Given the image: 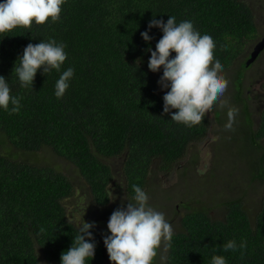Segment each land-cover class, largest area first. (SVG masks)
Segmentation results:
<instances>
[{
	"label": "trees",
	"instance_id": "16d2710c",
	"mask_svg": "<svg viewBox=\"0 0 264 264\" xmlns=\"http://www.w3.org/2000/svg\"><path fill=\"white\" fill-rule=\"evenodd\" d=\"M169 16L177 23L191 20L196 29L211 33L223 68L257 36L255 13L244 0H65L56 22L0 35V75L22 105L11 115L0 110V264H40L38 250L47 262L61 264V254L72 246L80 226L70 220L66 205L76 193L73 181L55 168L5 156L2 145L25 152L51 149L76 168L93 203L106 208L114 182L108 159L122 158L124 192L131 199L133 185L147 191L152 169L168 174L207 138L211 122L206 114L188 125L163 113L164 94L148 69L147 48L155 50L163 33L153 27L149 44L141 32L154 17L166 22ZM52 39L66 46L61 71L75 70L61 99L54 95L60 75L55 70L46 76L41 69L27 87L13 72L29 43ZM240 87L233 95L237 109L231 127L245 135L237 149L228 145L227 150L243 160L248 169L244 178L263 186L264 108L255 126L253 98L248 94L244 99ZM216 114L221 127L229 123L226 115ZM181 227L166 243L165 264H210L213 255L225 257L226 264H264V199L256 214H250L242 198L228 201L222 220L213 219L208 208L191 210ZM91 231L96 249L88 264H106L101 232ZM230 240L246 246L223 251Z\"/></svg>",
	"mask_w": 264,
	"mask_h": 264
},
{
	"label": "clouds",
	"instance_id": "9594fccd",
	"mask_svg": "<svg viewBox=\"0 0 264 264\" xmlns=\"http://www.w3.org/2000/svg\"><path fill=\"white\" fill-rule=\"evenodd\" d=\"M64 3L65 0H0V35L7 36L5 34L15 29L30 28L33 24L43 25L49 20L56 22ZM153 27L159 28L163 35L155 50L151 46L147 48L151 53L148 69L156 74L161 90H167L163 95V113H170V120L178 123L199 122L204 114L207 115L205 110L223 96L228 84L219 71L228 68H223L221 59L214 55L215 40L211 33L196 29L191 20L177 23L175 16H169L166 22L154 17L149 21L148 30L141 32L143 40L149 44L152 40L149 32ZM65 47L54 39L29 43L13 69L20 86H33L41 69L46 76L55 70L60 75L55 81L54 95L57 99L63 98L75 71L72 67L61 71L67 59ZM10 93L9 83L0 75V110L11 115L19 113L22 105L20 98ZM226 105L227 101H221V107ZM234 111L230 109L227 113L226 128H231ZM133 190L126 207L117 208L109 217L110 234L103 238L108 253L106 264L109 260L112 264H151L161 240L167 243L173 233H178L163 211L149 204L148 194L140 186L133 185ZM95 227V222L84 220L72 246L61 254V264H88L89 259L94 258L96 243L91 229ZM245 246V241L238 246L230 240L222 248L227 252ZM210 264H226V259L213 255Z\"/></svg>",
	"mask_w": 264,
	"mask_h": 264
},
{
	"label": "rangeland",
	"instance_id": "374dc122",
	"mask_svg": "<svg viewBox=\"0 0 264 264\" xmlns=\"http://www.w3.org/2000/svg\"><path fill=\"white\" fill-rule=\"evenodd\" d=\"M244 1L253 9L256 15V25L261 30L263 28L264 0ZM253 41L250 45L253 44ZM247 54L248 51L236 58L227 70L219 69L228 84L223 96L205 110L211 122L207 138L202 143L195 144L190 149L188 157L178 163L168 174L157 172L155 169L150 171L149 186L145 191L149 197V204L162 210L177 230L182 229V220L191 210L199 211L201 208H208L213 219L222 220L228 201L242 198L250 214H256L262 206L264 184L263 186H260L258 182L253 184L251 177L244 178L247 174L244 170L248 169L243 160L236 159L237 155L227 150L228 145L237 149L245 134H237V127L234 126L231 129L226 128L228 124L226 121L221 127L216 122V120L219 121L220 116L217 114L215 117L213 116L215 111H219L228 117L227 113L230 109H237L232 105L233 95L241 89L239 83L242 82L243 98L247 99L248 94L253 98V122L257 126L259 112L264 108V68L260 74L256 71L257 67H252L247 71L244 68L245 61L243 60L244 55L247 56ZM260 65L261 63L258 64V66ZM165 91L167 90H163L162 93L165 94ZM221 101H227V105L221 107ZM2 148L5 156H10L17 162H25L39 167H52L67 175L76 186L75 196L66 200L70 220L77 225H82L84 220L89 223L95 222V228L101 232L102 241L105 235L110 234L107 229L110 215L117 208L126 207L130 200L124 192L122 158L107 160L113 169L114 182L111 187L109 205L106 208H100L93 203L89 195V187L76 168L57 156L51 149L25 152L13 148L8 143L2 145ZM248 176L250 175L248 174ZM196 201L200 202L192 204L193 208L187 209L188 205ZM157 249L156 264H165L167 250L164 239L161 240ZM38 254L40 264H53L47 262L39 250ZM108 264H112V262L109 260Z\"/></svg>",
	"mask_w": 264,
	"mask_h": 264
},
{
	"label": "flooded vegetation",
	"instance_id": "af4514ba",
	"mask_svg": "<svg viewBox=\"0 0 264 264\" xmlns=\"http://www.w3.org/2000/svg\"><path fill=\"white\" fill-rule=\"evenodd\" d=\"M260 32H261V33H260ZM263 37H264V18H263V28L260 30V29L258 28V26H257V36H256L255 39H253L254 41L252 40V41H253V44L250 45V44L252 43V41H249V42H247V44H246V46H245L246 49H245V51L243 52V54H245V53L248 51L247 56L244 55V58H243V60L245 61V63L250 59V56H251L252 52L254 51V49H255V47L257 46V44L263 39ZM243 54H242V55H243ZM263 57H264V50L260 53V55L258 56V58H257V60L255 61V63H253L252 65H250L249 68H246L247 71L250 70V69H252V67H253V68H256V67H257L256 71H257L258 74H260V73L262 72L263 68H264ZM259 63H261L260 66H258ZM256 64H257V65H256ZM245 79H246V77H245ZM241 84H242V82L239 83L240 86H241ZM240 91H241V89H240L238 92H240ZM242 91H243V88H242ZM216 122H217V121H216ZM231 128H232V127H231ZM189 152H190V150H189ZM199 202H200V201H196L195 203L198 204Z\"/></svg>",
	"mask_w": 264,
	"mask_h": 264
},
{
	"label": "water",
	"instance_id": "95a60500",
	"mask_svg": "<svg viewBox=\"0 0 264 264\" xmlns=\"http://www.w3.org/2000/svg\"><path fill=\"white\" fill-rule=\"evenodd\" d=\"M264 50V37L263 39L257 44L254 51L252 52L250 59L245 63V67L248 68L252 65L260 55V53Z\"/></svg>",
	"mask_w": 264,
	"mask_h": 264
}]
</instances>
